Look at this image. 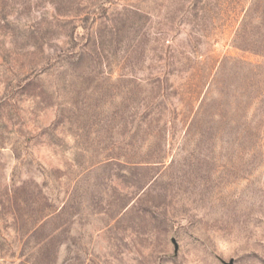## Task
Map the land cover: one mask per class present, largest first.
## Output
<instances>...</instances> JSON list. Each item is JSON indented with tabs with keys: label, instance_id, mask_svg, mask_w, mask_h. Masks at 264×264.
<instances>
[{
	"label": "rangeland",
	"instance_id": "1",
	"mask_svg": "<svg viewBox=\"0 0 264 264\" xmlns=\"http://www.w3.org/2000/svg\"><path fill=\"white\" fill-rule=\"evenodd\" d=\"M0 264H264V0H0Z\"/></svg>",
	"mask_w": 264,
	"mask_h": 264
}]
</instances>
